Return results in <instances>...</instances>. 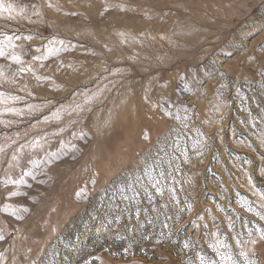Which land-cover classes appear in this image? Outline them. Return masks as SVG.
Returning a JSON list of instances; mask_svg holds the SVG:
<instances>
[{"label":"rangeland","instance_id":"374dc122","mask_svg":"<svg viewBox=\"0 0 264 264\" xmlns=\"http://www.w3.org/2000/svg\"><path fill=\"white\" fill-rule=\"evenodd\" d=\"M40 1L0 11V264H264V0Z\"/></svg>","mask_w":264,"mask_h":264},{"label":"snow or ice","instance_id":"6c2138e0","mask_svg":"<svg viewBox=\"0 0 264 264\" xmlns=\"http://www.w3.org/2000/svg\"><path fill=\"white\" fill-rule=\"evenodd\" d=\"M11 11V5H8V7L5 9L4 5H3V2L2 0H0V11ZM75 15V14H73ZM7 39L10 41L11 40V37H7ZM50 43L52 45H55L57 43L59 44H63V41H56V40H52L50 41ZM46 53L42 56H37V57H33L34 60H40L41 61V66L42 65V61L43 59H46L48 58L49 56H51L52 54L54 53H58V49L54 48V47H47L46 46ZM36 51H40V49H37ZM0 58H7V54L5 53L4 49L2 47H0ZM11 60L13 63H16L18 65H21V67L19 68V73H26V72H32V69L29 67V68H25L23 67V64H24V61L17 55L13 54L11 56ZM33 75H35V73H33ZM4 76V73L3 72H0V77H3ZM38 81L41 80V77L39 76H36L35 77ZM21 91H23V88L20 89ZM28 95H32L30 92L28 93ZM23 98L20 97V96H14V95H6L4 92H0V105H5L7 106L8 104L10 103H15V102H18V101H21ZM26 109H27V112L29 114H34L36 111H38L39 109L37 108V106L29 103L26 105ZM24 109L22 108H16V107H4L3 109H0V115H3L4 113H11L13 115H16V116H23L24 114ZM70 114V113H69ZM60 111L57 110L55 112H53L51 114V116H46L43 118V122H49L51 119H56V120H59L60 118ZM221 119H223V117H221ZM262 119H264V117H262ZM0 124H5L7 125V122L6 121H3V120H0ZM259 139H260V142L261 144H264V132H262L260 135H259ZM38 146H41L40 144V140H36L34 141L32 147L35 148V147H38ZM24 147V146H22ZM0 153H4V148L0 147ZM12 160L13 161H16L17 160V156L13 155L12 156ZM30 173H25V175H28ZM5 183H23V180L21 179L19 182L17 181H11V180H7L5 181ZM155 188V191L158 195H163L164 192H163V189L160 188L158 185H154L153 186ZM171 191V189L169 190ZM11 196H16V195H19V193L17 192H13L10 194ZM172 199H175L176 197L175 196H172L171 197ZM261 200H264V194H261ZM238 204H240L241 207H246L249 211H252V208L251 206L248 204V202L246 200H238L237 201ZM191 205L189 204L188 205V209L189 211L191 210ZM24 211H27V209H24ZM220 211H223V209H220ZM13 215H15V213H13ZM256 215L260 216V213H256ZM261 219H264V216H260ZM195 226V225H193ZM258 232H260V238L261 239H264V231H261L259 229H257ZM251 235V233H249ZM4 237L2 235H0V240H3ZM239 243V241H237ZM218 243H220V245L222 247H224L225 245L223 244V242H220L218 241ZM185 248H188L189 245L187 243H185L184 245ZM222 259H228V260H231V256H227V257H224L223 254H220ZM241 256H244L245 254L243 252L240 253ZM0 259H2V256H0ZM245 259L247 260V258L245 257ZM200 260H201V264H204V257H200ZM234 264V262H233ZM248 264H254V262H248Z\"/></svg>","mask_w":264,"mask_h":264},{"label":"bare ground","instance_id":"6f19581e","mask_svg":"<svg viewBox=\"0 0 264 264\" xmlns=\"http://www.w3.org/2000/svg\"><path fill=\"white\" fill-rule=\"evenodd\" d=\"M34 3H39L38 1L39 0H32ZM41 1H43V2H45V3H48L49 2V0H41ZM40 1V2H41ZM72 1V0H71ZM135 1V0H134ZM29 2V1H28ZM64 2V1H63ZM11 3V2H10ZM24 3V2H23ZM30 3H32V2H30ZM136 3V2H135ZM3 5H4V7H5V9L7 8V6H8V4L6 3V4H4V2H3ZM12 5H14L13 4V2H12ZM21 5V4H20ZM75 5H76V3H75ZM109 5V4H108ZM43 6V5H42ZM107 7V6H106ZM67 9V8H66ZM11 10H12V8H11ZM105 10V9H104ZM91 11V10H90ZM73 13V12H72ZM107 13V12H106ZM121 14V13H120ZM126 14V13H125ZM89 15V14H88ZM92 15V14H91ZM125 16V15H124ZM98 17V16H97ZM211 17V16H210ZM99 18H101V17H99ZM129 18V17H128ZM118 20L120 21V22H118ZM100 21V20H99ZM72 22H73V20H72ZM84 22V21H83ZM103 22V21H102ZM101 22V23H102ZM104 22H105V24L106 25H104L106 28H111V27H117L118 29H119V31L121 30V31H123L121 28L122 27H126V23H124L123 22V19L122 18H115L114 17V14H113V12H109V14H107V16H106V18H105V20H104ZM103 22V23H104ZM82 23V22H81ZM89 23H90V20H89ZM133 24L130 26V27H126V31H124L125 33H127V34H130V33H132V32H135V33H138V34H142V33H144V32H148V31H150L149 29H148V24H144V23H138V21H133L132 22ZM87 24V23H86ZM143 25H144V27H143ZM156 25V27L158 26V23L157 24H153L152 25V27H154ZM83 27H85V26H83ZM155 28V27H154ZM118 32V31H117ZM141 32V33H140ZM121 33V32H120ZM94 39V38H93ZM158 39V38H157ZM95 40V39H94ZM160 41V40H159ZM124 44V43H123ZM125 48V47H124ZM11 55V54H10ZM30 67V66H29ZM28 68V67H27ZM19 70V69H18ZM27 73V72H26ZM26 73H19V71H18V75L19 76H22V74H25L26 75ZM24 84V83H23ZM262 121V120H261ZM264 121V120H263ZM243 128V127H242ZM74 136V135H73ZM72 138V137H71ZM76 138V137H75ZM72 142V141H71ZM31 152H32V150H31ZM34 152V151H33ZM50 154V153H49ZM36 155H38V154H36ZM35 155V156H36Z\"/></svg>","mask_w":264,"mask_h":264}]
</instances>
